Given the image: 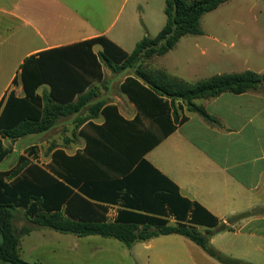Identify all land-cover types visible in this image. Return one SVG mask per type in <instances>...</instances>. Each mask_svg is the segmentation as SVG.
Listing matches in <instances>:
<instances>
[{
  "label": "crops",
  "instance_id": "crops-1",
  "mask_svg": "<svg viewBox=\"0 0 264 264\" xmlns=\"http://www.w3.org/2000/svg\"><path fill=\"white\" fill-rule=\"evenodd\" d=\"M120 12V0H0L2 106L12 91L17 97L23 96L20 66L29 56L37 57L41 52L100 36L130 54L142 38L137 31L128 32L136 11L131 12L132 19L124 26L118 22ZM241 23L256 34L226 37L230 40L229 57L214 59V64L225 71L215 75L245 71L264 75V20ZM214 42L217 46L213 45V49L222 44L216 38ZM92 51L99 56L103 48L95 44ZM167 53L150 57L146 61L148 70H163L186 80L171 74L165 66L150 67L156 57ZM36 93L49 96L50 87L42 84ZM88 93L87 105L79 113L60 118L51 130L20 138L13 142V149V144L0 138L3 147L10 148V153L0 161L8 160L7 168L0 171L17 167L19 157H24L42 168L52 165L63 170L68 178L79 180L80 185L91 181L107 185L127 176L144 160L164 177L159 179L165 190L188 200L190 209L198 204L216 218L214 227L195 226L199 232H210L209 246L214 248L212 242L216 236L232 234L247 242L233 259L257 264L251 258L252 252L264 254V85L254 92H226L211 99L195 100L216 120L213 124L189 112L181 102L172 104L168 98L154 93L135 77L133 69L112 71L102 65L100 79L88 83L74 95L72 102ZM96 103L102 104L94 110ZM61 124L66 128L59 131L60 135L67 141L63 146L50 148L45 157L42 149L48 148L46 142L33 144L26 154L22 148L18 150L22 140L41 139ZM15 153L16 161L10 164ZM142 167L152 173L147 166ZM72 190L78 192L74 187ZM125 193L119 191L120 195ZM99 204L107 206L108 220L127 210L166 219L170 225L176 223L168 204L164 205L166 216L128 209L120 203ZM245 213L249 215L233 219ZM221 226L226 229L221 231ZM110 239L94 235L79 237L71 245L65 264H221L180 235L159 236L129 247ZM214 249L225 256L230 252L220 246Z\"/></svg>",
  "mask_w": 264,
  "mask_h": 264
},
{
  "label": "trees",
  "instance_id": "trees-1",
  "mask_svg": "<svg viewBox=\"0 0 264 264\" xmlns=\"http://www.w3.org/2000/svg\"><path fill=\"white\" fill-rule=\"evenodd\" d=\"M228 1L165 0L164 25L155 37L144 36L130 54L100 36L25 58L19 75L23 96L17 97L12 91L4 105L0 103V138L12 144L20 138L45 133L54 128L60 118L79 113L87 105L90 93L72 102L73 97L93 79H100L102 65L112 71L133 69L135 77L157 95L168 98L172 104L181 102L189 112L198 114L208 123H215L216 120L195 100L211 99L226 92L257 91L264 85V75L245 71L215 75L192 83L163 70H148L146 61L169 52L186 35L201 34L200 19ZM95 44L103 48L99 56L92 51ZM16 82L14 78L13 83ZM42 84L50 87L49 96L41 97L36 93ZM101 104L96 103L94 110ZM9 153L10 148H4L0 142V161ZM143 165L152 173L146 172ZM51 173L66 182L57 180ZM159 178L162 176L142 160L116 183L103 185L91 181L80 185L79 180L68 178L63 170L52 165L42 168L19 157L17 167L0 171V264H31L19 257L20 237L31 228H25L22 234L16 233L12 223L16 209L24 210L25 217L33 225L59 233L111 238L128 247L159 236L180 235L221 264H246L209 246L207 235H202L195 226L214 227L216 218L198 204L190 209V202L178 193L165 190ZM122 190L126 192L124 195L119 194ZM99 203H120L128 209L165 216L164 205L168 204L176 223L170 225L166 219L127 210L119 211L114 220H108L107 206ZM248 215L245 213L233 219ZM224 229L225 226L220 227L221 231Z\"/></svg>",
  "mask_w": 264,
  "mask_h": 264
},
{
  "label": "rangeland",
  "instance_id": "rangeland-1",
  "mask_svg": "<svg viewBox=\"0 0 264 264\" xmlns=\"http://www.w3.org/2000/svg\"><path fill=\"white\" fill-rule=\"evenodd\" d=\"M164 1L120 0L121 12L118 22L124 26L128 20L132 19L131 12L134 10L136 11V17L134 22H131L132 28L129 31L126 28L125 31L129 33L130 30H133V33L137 31L136 34H140L142 38L144 36L155 37L165 23ZM253 20H264V3L261 0H231L223 3L201 18L200 28L202 34L188 35L181 38L174 50L164 56L156 57L155 63L150 67L154 69L165 66L171 74L188 81H197L225 71L214 64V59L229 57L230 49L228 46L230 40L225 38L256 34L251 27H246L244 23H241ZM214 38L222 43L218 45V49L212 48L213 45H216ZM184 106L186 108V105ZM64 128L66 127L61 124L59 128L51 131L41 139H24L21 141L23 144L18 147V150L22 148L23 153L26 154L33 144L46 142L48 148L42 149V157H45V155H48L50 148L58 145L63 146L66 143L67 140L61 137L59 132ZM62 134L64 135V131ZM10 144H7V146L11 147ZM12 144L13 149L14 143ZM16 157L15 153L10 164L16 161ZM7 163L8 160L0 162V170L7 168ZM12 223L16 233L19 234H22L25 228L33 225L25 217L22 209L14 211ZM200 233L207 235V238H209L208 234L210 232L201 230ZM78 238L74 234H63L45 227L34 228L29 234L20 237L19 257L31 264H65V258L70 253V247L77 243ZM212 243L214 248L220 246L228 249L230 252L227 255L232 258L240 255L239 251L247 245V242L234 237L232 234L218 235ZM229 253H232V255H229ZM251 258L255 259L256 262L254 263L264 264L263 253L255 254V252H252ZM241 262L246 263L244 260Z\"/></svg>",
  "mask_w": 264,
  "mask_h": 264
}]
</instances>
